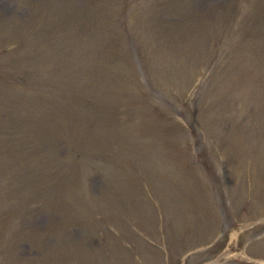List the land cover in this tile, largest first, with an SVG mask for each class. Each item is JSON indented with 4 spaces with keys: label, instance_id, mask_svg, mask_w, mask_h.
<instances>
[{
    "label": "rangeland",
    "instance_id": "obj_1",
    "mask_svg": "<svg viewBox=\"0 0 264 264\" xmlns=\"http://www.w3.org/2000/svg\"><path fill=\"white\" fill-rule=\"evenodd\" d=\"M260 143L264 0H0V264H264Z\"/></svg>",
    "mask_w": 264,
    "mask_h": 264
}]
</instances>
